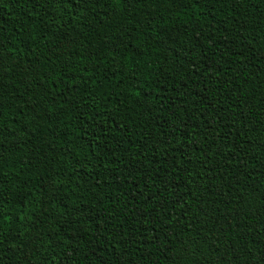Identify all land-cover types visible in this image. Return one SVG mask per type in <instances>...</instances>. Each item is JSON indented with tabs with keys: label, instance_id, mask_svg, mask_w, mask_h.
Listing matches in <instances>:
<instances>
[{
	"label": "trees",
	"instance_id": "trees-1",
	"mask_svg": "<svg viewBox=\"0 0 264 264\" xmlns=\"http://www.w3.org/2000/svg\"><path fill=\"white\" fill-rule=\"evenodd\" d=\"M0 264H264V0H0Z\"/></svg>",
	"mask_w": 264,
	"mask_h": 264
}]
</instances>
